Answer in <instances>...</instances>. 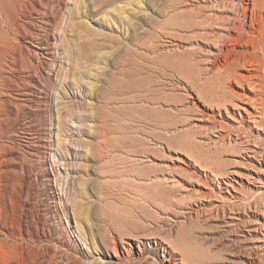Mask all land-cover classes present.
<instances>
[{"label":"rangeland","instance_id":"rangeland-1","mask_svg":"<svg viewBox=\"0 0 264 264\" xmlns=\"http://www.w3.org/2000/svg\"><path fill=\"white\" fill-rule=\"evenodd\" d=\"M255 2L0 0V264H169L159 227L186 264H232L264 242V217L240 213L255 233L220 216L264 202V163L240 149L264 150V130L214 107L232 87L264 125ZM231 20L243 40L224 46ZM230 47L246 80L217 66ZM228 169V191L206 176Z\"/></svg>","mask_w":264,"mask_h":264},{"label":"bare ground","instance_id":"bare-ground-1","mask_svg":"<svg viewBox=\"0 0 264 264\" xmlns=\"http://www.w3.org/2000/svg\"><path fill=\"white\" fill-rule=\"evenodd\" d=\"M247 6V5H246ZM245 6L244 10L247 9V7ZM264 8V0H260V2H255L254 3V6L252 7V15H251V24L252 26L256 27V25H258L259 27L256 28V31L258 32L257 34H259L260 36V46H261V49L264 50V15L261 16V14H259L260 10ZM246 13H247V10H245L244 12V15L246 17ZM207 15V14H206ZM205 16V15H204ZM203 17V16H202ZM209 16H207L206 18L208 19ZM204 18V17H203ZM205 18V19H206ZM210 18V17H209ZM217 18V17H216ZM202 19V18H201ZM211 20L213 18H210ZM210 20V21H211ZM215 20V19H213ZM222 20V19H221ZM218 21V20H217ZM225 21V20H224ZM230 24V30H233L236 34V38H232V37H228L227 40H225V43L223 44L224 46H226L227 44H231V45H236V43L238 44V42H241L243 39V32L241 31V22L240 21H237V20H231L229 22ZM239 24V26H238ZM204 25V24H203ZM207 25V24H206ZM216 26V25H215ZM218 26V25H217ZM191 28V27H190ZM225 28V27H223ZM228 29V28H227ZM248 35V34H246ZM247 38V39H246ZM245 39L248 40V37H246ZM242 39V40H241ZM244 39V40H245ZM241 40V41H240ZM245 40V42H246ZM228 42V43H227ZM248 42H252V46L258 50L259 47V43L258 41L254 40V39H250L248 40ZM246 42V44L248 43ZM249 44V43H248ZM250 45V44H249ZM227 50L224 51V49L220 50V55H222V59L223 61H221L222 63L220 65H217L218 68L221 70V71H224L223 74L225 76V82L227 81H231V77L232 78H238L240 77V80L241 78L243 80H246V76L243 75L242 73L238 72L237 71V66H236V62H233L231 59H230V55H231V47L230 48H226ZM235 49V48H234ZM235 54V53H234ZM244 67V66H243ZM249 67V66H248ZM246 69V68H245ZM255 92V90H254ZM235 95H233V94ZM241 94V93H240ZM238 93H236V91H234V89H232V87H230V91L228 90H224L221 94L219 92V96H216L218 97V100L216 102L215 100V104L216 107L218 110L220 109H223V110H226L227 111V108H228V105H232V107H236L237 109H245L248 113V120H250L251 122L254 123V126L255 127H259L260 129H263L264 130V125H263V121L259 119V116L252 113L251 111L248 110V108H246L245 106H242L240 105L239 103L236 104L235 100L236 98L235 97H241L240 95H238ZM240 99V98H239ZM257 100H254V104L257 105V103H260V102H257ZM253 104V105H254ZM254 105V106H255ZM256 108V107H254ZM229 110V108H228ZM222 111V110H221ZM220 111V112H221ZM228 112V111H227ZM230 114V113H229ZM240 114V112H239ZM242 116V115H241ZM220 129H224L225 125L224 124H219L218 125ZM217 127V126H216ZM226 129V128H225ZM217 130V129H216ZM241 132V131H240ZM221 135V134H220ZM230 135H231V132H230ZM236 135V138L234 139H230V140H227L229 141V144L230 143H234L235 145H238V143H242L243 142V138L240 136V134H235ZM232 136V135H231ZM221 138V137H220ZM232 138V137H231ZM225 139V138H224ZM222 139L221 141H218V144H220V142H222L223 145H226V143L228 144V142H225V140ZM245 144V143H244ZM243 144V145H244ZM259 144V143H258ZM247 145V144H245ZM222 146V145H221ZM241 146V145H240ZM262 147V145H261ZM264 147V146H263ZM242 151L245 152V154L253 159V161L257 162V163H260L262 165V163H264V150H259V149H255L251 146H241ZM193 161H194V165H197L201 168V166L199 165V162L201 161L199 158H196V160L194 158H191ZM198 162V163H197ZM220 168V167H219ZM222 169V168H221ZM207 171V170H206ZM211 172V171H210ZM206 173V172H205ZM240 172L237 170V169H228V170H219V172H216V173H213L212 174V177L209 176V174L206 173V176H208V178L210 179V181H212L213 183H215L219 188L220 190H223L225 189L226 191H228L229 187L232 186V181H233V177L235 175H239ZM225 184V185H224ZM234 198V196H231ZM264 206V202H257L255 204H252L251 202H249L246 206H243L242 207V211L240 210V207H237L236 204H226V205H223L221 206V215L223 218H224V222L229 225V228L231 227L233 230L235 231H241L243 232V230H247V232H250V231H253L256 233V229L258 230V225L255 226L252 222V220L250 218H246V219H242L241 216H240V213H242L243 211H251V213L254 215V219L255 220H259V218L261 217H264V214H263V211H262V208ZM264 210V209H263ZM180 211V210H179ZM166 213V212H165ZM167 214V213H166ZM187 215V214H186ZM167 216V215H165ZM183 216H185L183 214ZM221 218V217H220ZM177 219V218H176ZM185 219H187V216L185 217ZM180 220V219H179ZM179 220L177 221V223H180ZM183 220V219H181ZM175 221V220H174ZM184 222V221H183ZM258 222V221H257ZM261 222V221H260ZM182 223V222H181ZM223 223V222H222ZM174 224V223H173ZM172 224V225H173ZM185 224V223H184ZM225 224V225H226ZM171 225V226H172ZM162 226V225H161ZM177 224L175 225V228H176ZM250 226V227H249ZM173 227V226H172ZM172 227H169L168 230H172ZM178 227H179V224H178ZM174 228V229H175ZM249 228V229H248ZM178 229V228H177ZM231 231V229H229ZM232 230V231H233ZM169 231V232H170ZM179 231V230H178ZM177 233V232H176ZM240 233V232H239ZM261 233V232H259ZM154 235H151L152 237L151 238H154L156 239L160 245H162V248H164V250H166L168 252V260L170 261L169 264H186L184 263V260L182 258H179L177 256V254H179V245L177 246L175 244L174 241L171 236H168L171 234V232L168 234V235H165L162 233V228L159 227L158 229L155 230V232H153ZM235 234V232H234ZM242 235L241 236H245L244 233H241ZM258 234V233H257ZM251 235V233H250ZM150 236V235H149ZM178 236H179V232H178ZM177 236V237H178ZM263 237V235H262ZM136 238V237H135ZM145 238H148V237H145ZM179 239V238H178ZM264 239V238H263ZM232 241V240H231ZM261 241H263L261 239ZM240 243V241H239ZM245 249V254L242 255V257H238V258H232L233 260H231L232 264H264V242L259 245V246H249V248H244ZM204 252V251H203ZM198 253V252H197ZM192 254V253H191ZM196 254V252H195ZM242 254V253H241ZM203 255V254H202ZM196 256H198V254H196ZM205 255H203L204 257ZM200 257V256H199ZM201 258V257H200ZM207 259V258H206ZM217 259V258H216ZM221 260V259H220ZM209 261V260H207ZM210 262V261H209ZM195 264V263H194ZM200 264H207L206 260H201L200 261Z\"/></svg>","mask_w":264,"mask_h":264}]
</instances>
